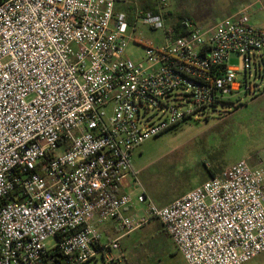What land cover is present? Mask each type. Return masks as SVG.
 Segmentation results:
<instances>
[{
    "label": "built area",
    "instance_id": "obj_1",
    "mask_svg": "<svg viewBox=\"0 0 264 264\" xmlns=\"http://www.w3.org/2000/svg\"><path fill=\"white\" fill-rule=\"evenodd\" d=\"M134 3L0 0V264H129L120 241L153 221L185 264L264 252L261 167L239 160L163 206L131 167L145 140L209 118L242 87L259 93L264 27L244 7L209 28L183 18L174 37L163 14ZM138 21L163 30V44L138 38ZM128 176L133 194L120 185ZM107 224L120 233L109 241Z\"/></svg>",
    "mask_w": 264,
    "mask_h": 264
},
{
    "label": "rangeland",
    "instance_id": "obj_2",
    "mask_svg": "<svg viewBox=\"0 0 264 264\" xmlns=\"http://www.w3.org/2000/svg\"><path fill=\"white\" fill-rule=\"evenodd\" d=\"M129 1L135 2L142 11L148 4L157 8L159 0ZM188 1L166 0L165 6L158 8L161 14L170 13L164 19L166 26L176 21L185 6L189 8ZM116 9L124 12L120 5ZM249 13L256 24L264 22V11L257 5ZM135 35L153 46L165 41L163 30H151L139 21L135 24ZM125 52L135 60L141 58L143 49L136 42L130 43ZM227 64L236 66L240 72L243 69L242 58L236 54H230ZM263 87L264 84L256 96L244 92L242 87L238 94L228 97L230 101L223 109L218 107L209 118L188 119L145 140L131 157L132 171L145 194L157 205H165L210 179L208 170L216 176L242 159L248 160L251 166L264 169ZM132 184L131 176L120 182L123 190L133 194ZM104 231L106 241L120 234L109 224L105 225ZM47 245L53 247L55 240L50 238ZM120 245L129 264H181L170 238L157 221L124 236ZM254 262L264 264V252L255 257ZM85 264H99V261Z\"/></svg>",
    "mask_w": 264,
    "mask_h": 264
},
{
    "label": "crops",
    "instance_id": "obj_3",
    "mask_svg": "<svg viewBox=\"0 0 264 264\" xmlns=\"http://www.w3.org/2000/svg\"><path fill=\"white\" fill-rule=\"evenodd\" d=\"M117 5H120V8H123L124 11L128 9L125 3L119 2L117 3ZM188 5L189 8L185 6L184 9L179 12V14L175 19L176 21H174L173 24L178 23L181 20V19L179 20V16H183L184 18H188L198 27L209 28V27H213L222 18L233 14L234 12H236L241 8L246 7L247 15L249 17V22L254 26L259 25V27H264V22L260 24H256V22L251 19L249 13L250 9L255 5L259 7L260 11L261 10L264 11V0H189ZM169 15L170 13H165L163 14V17L166 18ZM261 59L264 68V50L261 52ZM263 93H264V87H263ZM104 232L106 231H104L103 228V235H105ZM254 259L250 260L245 264H261L254 262ZM180 262L181 264H185L182 258Z\"/></svg>",
    "mask_w": 264,
    "mask_h": 264
},
{
    "label": "trees",
    "instance_id": "obj_4",
    "mask_svg": "<svg viewBox=\"0 0 264 264\" xmlns=\"http://www.w3.org/2000/svg\"><path fill=\"white\" fill-rule=\"evenodd\" d=\"M142 12L143 13H150V14H158L159 13L158 9H156L152 5H144L142 7ZM183 18H184L183 16H179V20L183 19ZM172 26H173V29H175L174 37L182 35V31L180 30V27H179L178 23L172 24ZM208 174H209L210 177H214L215 176V174L211 170H208Z\"/></svg>",
    "mask_w": 264,
    "mask_h": 264
}]
</instances>
